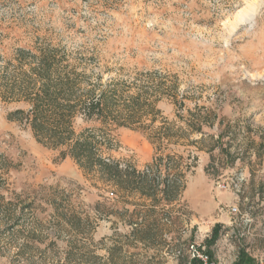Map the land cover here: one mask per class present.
Instances as JSON below:
<instances>
[{
    "label": "rangeland",
    "instance_id": "1",
    "mask_svg": "<svg viewBox=\"0 0 264 264\" xmlns=\"http://www.w3.org/2000/svg\"><path fill=\"white\" fill-rule=\"evenodd\" d=\"M22 48L55 52L98 89L152 103L134 125L113 129L105 154L143 169L171 153L163 164L181 169L187 188L154 209L138 193L121 196L38 142L9 116L28 104L0 92L9 222L20 220L0 224V264H189L192 241L213 257L234 255L223 213L241 231L243 213L264 227V0H0V88ZM202 120L203 133L194 129ZM164 133L174 139L161 143ZM217 222L224 227L208 243Z\"/></svg>",
    "mask_w": 264,
    "mask_h": 264
},
{
    "label": "trees",
    "instance_id": "2",
    "mask_svg": "<svg viewBox=\"0 0 264 264\" xmlns=\"http://www.w3.org/2000/svg\"><path fill=\"white\" fill-rule=\"evenodd\" d=\"M18 52L16 70L3 77L0 92L5 101L26 102L28 108L11 111L12 119L30 126L38 142L59 148L63 158L73 157L80 168L99 173L102 184L117 187L121 196L138 193L152 201V209L179 200L187 188L186 175L169 162L163 164L164 159H173L171 153H158L143 169L105 154V147L112 145L113 129L134 125L152 103L145 100L149 103L144 106L139 102V96L134 95L127 100L119 86L104 88L102 85L98 89L95 82L87 81L76 68L63 66L55 52L34 53L26 48ZM120 97L124 98L121 100ZM78 118L86 125L81 130L76 125ZM201 123L194 129L203 133L206 122L202 120ZM166 138L174 139L164 133L159 140L163 143ZM230 153L227 152L228 156ZM3 157H0V224L12 228L20 220L14 218L17 222H9L14 211L12 201L7 199L12 162ZM231 158L235 160L233 155ZM30 206H21L20 212ZM222 229L221 223L217 222L207 242L213 243ZM210 254L212 256L211 251ZM237 259L235 264H256L245 250H240Z\"/></svg>",
    "mask_w": 264,
    "mask_h": 264
},
{
    "label": "crops",
    "instance_id": "3",
    "mask_svg": "<svg viewBox=\"0 0 264 264\" xmlns=\"http://www.w3.org/2000/svg\"><path fill=\"white\" fill-rule=\"evenodd\" d=\"M226 211L229 213L228 208ZM223 218V220H226L227 218L228 221H226L230 225L225 227L227 228V232L224 243H231L233 238H237L236 242L233 243L232 241V246L236 251L234 252L233 256L229 255L228 258H222L221 254H218L217 257H213L212 255L213 259L218 260L219 262H224L229 261L231 258H235L237 261L240 250H245L252 258L255 259L256 264H264V227L251 228L255 218L252 214L250 215L248 213L242 214V219L244 222H246V224H248V229L244 231H241L239 228H237L238 224H235L236 222L232 220L230 215L225 216V213H223ZM222 227L224 226L222 225ZM236 261H234V264Z\"/></svg>",
    "mask_w": 264,
    "mask_h": 264
},
{
    "label": "built area",
    "instance_id": "4",
    "mask_svg": "<svg viewBox=\"0 0 264 264\" xmlns=\"http://www.w3.org/2000/svg\"><path fill=\"white\" fill-rule=\"evenodd\" d=\"M221 186L225 188V185ZM228 212L232 215L240 213L238 206L235 204L228 207ZM187 245L189 264H234V261H236L235 258H231L229 261L224 262H219L218 260L213 259L208 245L202 241H192Z\"/></svg>",
    "mask_w": 264,
    "mask_h": 264
}]
</instances>
